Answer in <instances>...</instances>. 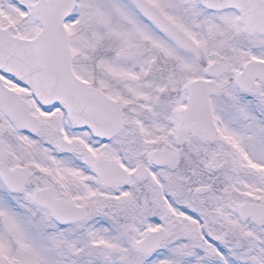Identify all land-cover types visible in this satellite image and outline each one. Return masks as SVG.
<instances>
[{"label": "snow or ice", "instance_id": "1", "mask_svg": "<svg viewBox=\"0 0 264 264\" xmlns=\"http://www.w3.org/2000/svg\"><path fill=\"white\" fill-rule=\"evenodd\" d=\"M0 264H264V0H0Z\"/></svg>", "mask_w": 264, "mask_h": 264}]
</instances>
